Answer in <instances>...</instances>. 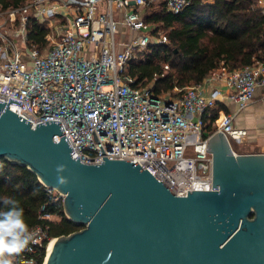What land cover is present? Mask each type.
Here are the masks:
<instances>
[{
    "label": "built area",
    "instance_id": "2783aa9c",
    "mask_svg": "<svg viewBox=\"0 0 264 264\" xmlns=\"http://www.w3.org/2000/svg\"><path fill=\"white\" fill-rule=\"evenodd\" d=\"M254 1L264 11V0ZM158 2L173 14L190 5L189 0H27L0 10V100L6 106L9 98L22 101L8 108L33 128L61 121L74 159L100 164L102 146L107 158L138 163L174 194L187 196L212 189L207 148L213 134L223 133L230 144L247 139L248 130L238 127L235 117L264 86V62L216 69L202 83L176 87L175 93H156L158 75L138 84L130 65L142 58L139 53L169 42L162 28L145 20ZM31 20L48 29L42 48L29 44ZM226 102L235 111H220L210 133L205 116ZM60 139L54 136L55 142ZM44 187L51 203H63V194ZM29 229L35 242L11 257L13 264H39L43 252L45 261L55 240L44 227Z\"/></svg>",
    "mask_w": 264,
    "mask_h": 264
},
{
    "label": "water",
    "instance_id": "95a60500",
    "mask_svg": "<svg viewBox=\"0 0 264 264\" xmlns=\"http://www.w3.org/2000/svg\"><path fill=\"white\" fill-rule=\"evenodd\" d=\"M5 103L0 160L63 194L67 218L84 227L56 237L44 264H264V152L237 154L213 134L212 189L178 196L140 164L107 158L102 146L100 164L74 159L61 121L33 128L8 108L22 101Z\"/></svg>",
    "mask_w": 264,
    "mask_h": 264
},
{
    "label": "trees",
    "instance_id": "16d2710c",
    "mask_svg": "<svg viewBox=\"0 0 264 264\" xmlns=\"http://www.w3.org/2000/svg\"><path fill=\"white\" fill-rule=\"evenodd\" d=\"M180 14L167 11L164 2L148 8L145 20L165 30L169 42L150 47L139 61L133 62L129 74L138 84L147 85L156 75L157 94L192 84H200L214 70L232 71L264 62V11L254 0H189ZM27 0H0V10L23 6ZM29 44L42 48L48 29L31 20L28 24ZM169 65L165 71L164 66ZM220 104L206 116V129L213 133V123L224 110ZM15 200L24 209L29 227L41 226L53 238L67 236L83 229L70 221L63 203L53 204L36 174L26 166L0 160V211ZM44 208V211H42ZM49 214L57 220L44 219ZM45 252L39 258L44 263Z\"/></svg>",
    "mask_w": 264,
    "mask_h": 264
},
{
    "label": "clouds",
    "instance_id": "9594fccd",
    "mask_svg": "<svg viewBox=\"0 0 264 264\" xmlns=\"http://www.w3.org/2000/svg\"><path fill=\"white\" fill-rule=\"evenodd\" d=\"M63 172V168L57 169ZM60 184H65L63 176L58 177ZM10 205L7 210L0 211V264H13L11 257L29 248L30 242H35L29 225L25 220L24 209L15 200L4 202Z\"/></svg>",
    "mask_w": 264,
    "mask_h": 264
},
{
    "label": "crops",
    "instance_id": "0c3cea01",
    "mask_svg": "<svg viewBox=\"0 0 264 264\" xmlns=\"http://www.w3.org/2000/svg\"><path fill=\"white\" fill-rule=\"evenodd\" d=\"M225 106L229 109V113L235 111L231 103L226 102ZM235 124L240 128L247 129V139L261 148L260 153L264 152V86L256 90L254 99L249 106L236 114Z\"/></svg>",
    "mask_w": 264,
    "mask_h": 264
},
{
    "label": "rangeland",
    "instance_id": "374dc122",
    "mask_svg": "<svg viewBox=\"0 0 264 264\" xmlns=\"http://www.w3.org/2000/svg\"><path fill=\"white\" fill-rule=\"evenodd\" d=\"M0 23H2V21H0ZM163 31H165V30H163ZM122 32L125 33L126 30L122 28V30H120L118 32V36L121 37ZM142 54L143 53H139L140 56H142ZM166 66H168V68ZM164 69H165V71H168L169 65H165ZM192 85H194V84H192ZM174 91L177 92V89ZM175 92H173V93H175ZM231 146L237 154L260 153V149H261L258 146L254 145V143H252L248 139L232 141ZM51 220H57V218L52 217Z\"/></svg>",
    "mask_w": 264,
    "mask_h": 264
},
{
    "label": "bare ground",
    "instance_id": "6f19581e",
    "mask_svg": "<svg viewBox=\"0 0 264 264\" xmlns=\"http://www.w3.org/2000/svg\"><path fill=\"white\" fill-rule=\"evenodd\" d=\"M55 242V240H53L51 243H50V245H49V247H48V253H49V250H50V248H51V246H52V244Z\"/></svg>",
    "mask_w": 264,
    "mask_h": 264
}]
</instances>
